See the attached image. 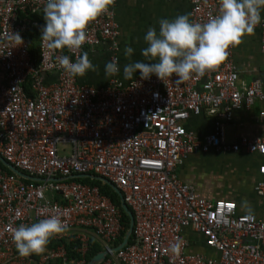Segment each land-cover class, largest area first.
Listing matches in <instances>:
<instances>
[{"label": "built area", "instance_id": "1", "mask_svg": "<svg viewBox=\"0 0 264 264\" xmlns=\"http://www.w3.org/2000/svg\"><path fill=\"white\" fill-rule=\"evenodd\" d=\"M185 1L193 22L218 14V0ZM45 2L0 0V67L8 81L0 86V156L40 180H25L0 167V264H31L29 257L18 255L11 229L53 214L70 230L83 232L77 249L81 256L89 234L100 241L106 255L98 264H264V216L238 214L233 201L198 198L174 173L183 158L210 149L243 147L264 159V136L242 138L229 148L223 141L233 113L255 101L261 104L257 117L264 122V87L259 80L238 84L233 48L227 61L200 78L193 74L178 82L175 75L164 81L138 76L123 84L114 77L106 87L95 88L66 72L59 57L75 62L84 49L108 41L110 61H118L114 15L89 25L88 40L79 52H52L40 39L35 65L25 34L31 28L42 34L44 27L31 16L43 15ZM256 28L264 55V20ZM10 32L20 35L21 46L13 48L6 38ZM46 74L55 81L47 83ZM28 80L32 96L24 89ZM200 114L213 120V131L203 138L183 125ZM258 172L262 180L254 192L264 200V163ZM83 175L113 184L133 214L128 242L117 250L124 238L121 213L97 186L73 181ZM187 229L201 237L209 255L190 251ZM177 240L178 254L170 251ZM54 260L68 262L63 244L40 255L37 264Z\"/></svg>", "mask_w": 264, "mask_h": 264}, {"label": "clouds", "instance_id": "2", "mask_svg": "<svg viewBox=\"0 0 264 264\" xmlns=\"http://www.w3.org/2000/svg\"><path fill=\"white\" fill-rule=\"evenodd\" d=\"M115 3L116 0H46L43 8L45 26L40 39L52 52L63 49L79 52L88 40L89 25L103 15H114L110 9ZM218 3V14L209 15L206 22H193L185 14L172 20L161 19L158 33L155 28H149L144 37L147 47L141 50V55L156 62L125 64L124 78L131 80L139 71L142 80L155 75L164 81L175 75L178 82H184L192 79L193 74L200 78L215 71L228 60L231 48L238 47L245 36L255 34L264 9V0H218ZM6 38L14 43L13 48L23 43L18 33H7ZM133 52L130 46L124 49L125 57H131ZM59 64L72 76L83 77L89 70H97L87 52L80 53L75 62L62 55ZM119 72L117 60L105 65L106 76H115ZM69 230L68 223L60 215L53 214L38 222L20 224L11 229V235L18 255L28 257L44 254L54 237ZM180 246L177 240L170 246V251L178 254Z\"/></svg>", "mask_w": 264, "mask_h": 264}, {"label": "crops", "instance_id": "3", "mask_svg": "<svg viewBox=\"0 0 264 264\" xmlns=\"http://www.w3.org/2000/svg\"><path fill=\"white\" fill-rule=\"evenodd\" d=\"M112 10L119 30L115 54L120 72L115 76H106L105 65L110 61L112 51L110 43L102 41L95 47L83 51L88 53L89 59L97 70H89L83 77L79 76L81 84L103 88L114 77L126 84L140 76L137 71L131 80H126L123 66L135 61L156 62L141 55V50L147 47L144 37L148 29L155 28L158 33L161 19L172 20L185 14L189 16L190 6L185 0H116ZM261 20H264V9L261 10ZM127 46L134 49L131 57L124 55V49ZM233 60L238 70L240 86L244 87L252 80H259L264 87V55L260 51V32L257 28H255L253 36H245L243 42L233 48ZM45 79L47 83L55 81L53 75L46 74ZM7 83L5 70L0 67V86H5ZM260 108L261 104L255 101L251 108H243L233 113L232 121L226 123L224 127L225 146L229 148L231 145L239 143L242 138L253 140L264 136V122L257 117ZM183 125L199 138H203L213 131V120L205 114L190 116ZM263 163V157L255 153H247L243 147H240L239 151L210 149L207 152L183 158L176 165L174 173L198 197L212 200H232L236 203L238 214L250 213L261 218L264 216V201L257 197L254 186L262 180L258 169ZM185 235L190 242V251L205 255L211 253L201 244V237L197 233L187 229ZM83 236V232L80 230H69L59 240H54V238L52 240L56 243L62 240L74 243L81 241L79 239ZM87 240H93L102 246L100 241L90 234ZM51 249L53 248L48 245L46 252ZM28 257L31 264H37L40 255H34L35 258L32 255ZM57 261L54 260L48 264H57ZM73 262L70 260V263Z\"/></svg>", "mask_w": 264, "mask_h": 264}, {"label": "trees", "instance_id": "4", "mask_svg": "<svg viewBox=\"0 0 264 264\" xmlns=\"http://www.w3.org/2000/svg\"><path fill=\"white\" fill-rule=\"evenodd\" d=\"M31 18H35L39 21V23L41 24V26H45V20L43 18V15H36V16H31ZM40 37H41V30L38 28H31L29 29V31L25 34V38L28 41V47H29V54L31 56V59L34 60L35 65L37 64L38 61V56H39V51H38V45H39V41H40ZM24 89L25 92L28 96H32V91L30 88V83L29 80L26 82V84L24 85ZM0 167L2 170H5L9 173H11L8 169H6L5 167H3L0 164ZM73 181L78 182V183H84V184H88V185H93V186H97L101 192V194L106 195L107 197H109V199L111 200V202L116 206V208L120 211L121 213V222L124 228V231L122 233V237L125 235L127 229H128V225H129V219L128 217L123 213V211L120 208V204H119V197L117 196V194L106 184L101 183L99 181L96 180H92L89 178H76L73 179ZM120 239V241H121ZM118 242L119 244L121 242ZM59 243L64 245V248L66 250V259H67V263L66 264H75L70 263L71 261H78V260H84V264H87L88 261L97 253L101 252L103 247L100 246L99 243L93 241V240H89L87 243V250L85 252V254L83 256L80 255V253L77 252V249L80 246V243L78 241H75L74 243L71 242H67L65 240H62L61 242H57L51 240L50 243L48 244L50 248H55ZM33 258L34 255H32ZM57 264H60V261H57Z\"/></svg>", "mask_w": 264, "mask_h": 264}, {"label": "water", "instance_id": "5", "mask_svg": "<svg viewBox=\"0 0 264 264\" xmlns=\"http://www.w3.org/2000/svg\"><path fill=\"white\" fill-rule=\"evenodd\" d=\"M0 164L3 167H5L6 169H8L10 172L15 173L17 176H19V177H21V178H23L25 180L40 181L39 179H37L35 177L29 176V175L19 171L14 166H12L9 163H7L3 159V157H1V156H0ZM78 178H89V179L96 180V181H99L101 183H104L107 186H109L117 194V196L119 197L120 208L123 211V213L128 217L129 225H128V229H127V231H126V233L124 235L122 243L118 247H115L114 250H117L120 247L124 246L128 242V239H129V237L131 235L133 224H134V217H133L132 212L130 211V209L128 208L126 203L124 202V199H123L121 193L116 189V187L113 184H111L109 181H107L106 179H103L101 177L91 176V175H83V176H79ZM105 255H106V251H101V252L97 253L96 255H94L88 261L87 264H98L104 259Z\"/></svg>", "mask_w": 264, "mask_h": 264}, {"label": "rangeland", "instance_id": "6", "mask_svg": "<svg viewBox=\"0 0 264 264\" xmlns=\"http://www.w3.org/2000/svg\"><path fill=\"white\" fill-rule=\"evenodd\" d=\"M47 196H50L51 194L50 193H46Z\"/></svg>", "mask_w": 264, "mask_h": 264}]
</instances>
